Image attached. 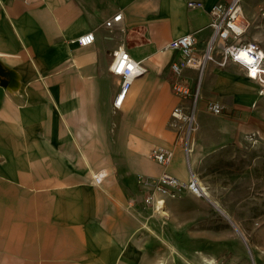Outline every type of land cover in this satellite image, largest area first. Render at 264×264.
I'll use <instances>...</instances> for the list:
<instances>
[{
  "label": "crops",
  "instance_id": "obj_1",
  "mask_svg": "<svg viewBox=\"0 0 264 264\" xmlns=\"http://www.w3.org/2000/svg\"><path fill=\"white\" fill-rule=\"evenodd\" d=\"M201 1L204 8L188 0H0V60L21 77L14 95L0 85V264H258L248 255L255 244L228 211L216 220L212 200L186 191L166 197V216L153 215L137 183L164 172L189 178L186 143L171 124L184 101L172 89L180 53L169 43L196 32L194 54H203L213 33L208 8L229 0ZM243 6L251 25L264 18V0ZM62 9L73 16L59 21ZM118 12L122 20L107 28ZM89 31L93 43L72 41ZM119 44L146 71L116 107L120 76L110 65ZM182 78L200 88L191 167L204 133L235 141L264 128V109L254 106L264 93L240 64L208 61L203 70L185 67ZM210 100L223 112L209 111ZM156 146L173 150L170 162L150 156ZM97 171L105 172L101 184Z\"/></svg>",
  "mask_w": 264,
  "mask_h": 264
},
{
  "label": "built area",
  "instance_id": "obj_2",
  "mask_svg": "<svg viewBox=\"0 0 264 264\" xmlns=\"http://www.w3.org/2000/svg\"><path fill=\"white\" fill-rule=\"evenodd\" d=\"M190 8H204L201 0H188ZM211 15L210 26L213 33L206 43V48L201 56L194 54L196 47V32H188L172 39L169 47L180 53V58L171 64L174 74L172 82L173 91L184 102L176 105L172 110L171 124L181 131L186 143L185 151L189 163V178H180L164 172L159 176L138 175L137 183L144 195L145 207H151L153 215L166 216V197H176L183 192L192 193L198 197L210 199L209 191L201 182L199 175L190 165V143L188 141L192 132L196 129L197 103L200 99L199 85L193 89L182 78L185 67L197 66L201 70L208 61H213L219 66H225L233 61L244 69L246 75L260 84L259 92L264 93V53L258 40L247 39L246 35L251 27V20L244 11L243 0H229L215 2L208 8ZM264 13V12H263ZM73 16L70 9L59 10L56 17L59 21L67 20ZM123 17L118 12L105 21L107 28H114ZM96 34L89 31L72 41L80 45H88L95 41ZM216 53L220 58L216 57ZM110 70L120 76V88L114 99V105L121 106L133 80L146 71L144 64L136 60L123 44H119L113 51V60ZM255 73V74H253ZM207 109L213 113H221L224 105L217 100H210ZM150 156L160 163L167 164L173 157V150L160 146L150 151ZM105 172L98 171L93 174L96 184L103 182ZM204 264H219L214 258L204 257Z\"/></svg>",
  "mask_w": 264,
  "mask_h": 264
},
{
  "label": "rangeland",
  "instance_id": "obj_3",
  "mask_svg": "<svg viewBox=\"0 0 264 264\" xmlns=\"http://www.w3.org/2000/svg\"><path fill=\"white\" fill-rule=\"evenodd\" d=\"M256 18L252 17L247 36L259 34V41L264 46V18ZM254 106L264 109V100L255 102ZM199 130L197 120L196 129L188 139L191 152H195L191 146L194 133ZM201 140L199 162L192 168L208 188L210 199L228 211L242 235L246 233L252 244H255L248 252L250 262L264 264V128L248 132L235 141H223L208 131ZM211 205L216 220H226L219 208Z\"/></svg>",
  "mask_w": 264,
  "mask_h": 264
},
{
  "label": "water",
  "instance_id": "obj_4",
  "mask_svg": "<svg viewBox=\"0 0 264 264\" xmlns=\"http://www.w3.org/2000/svg\"><path fill=\"white\" fill-rule=\"evenodd\" d=\"M0 85L5 86L12 95L16 94L21 87V77L19 73L14 69L8 68L1 60H0Z\"/></svg>",
  "mask_w": 264,
  "mask_h": 264
},
{
  "label": "bare ground",
  "instance_id": "obj_5",
  "mask_svg": "<svg viewBox=\"0 0 264 264\" xmlns=\"http://www.w3.org/2000/svg\"><path fill=\"white\" fill-rule=\"evenodd\" d=\"M214 205L219 208L221 211H225V209L223 207H221L215 200H213ZM224 214V213H223ZM157 264H169V258L168 257H163L160 258L157 261Z\"/></svg>",
  "mask_w": 264,
  "mask_h": 264
},
{
  "label": "snow or ice",
  "instance_id": "obj_6",
  "mask_svg": "<svg viewBox=\"0 0 264 264\" xmlns=\"http://www.w3.org/2000/svg\"><path fill=\"white\" fill-rule=\"evenodd\" d=\"M253 74H255V73H253Z\"/></svg>",
  "mask_w": 264,
  "mask_h": 264
}]
</instances>
